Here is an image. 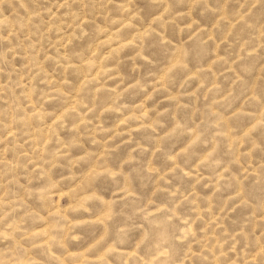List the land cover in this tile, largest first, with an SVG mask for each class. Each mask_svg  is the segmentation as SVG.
<instances>
[{
  "label": "rangeland",
  "instance_id": "rangeland-1",
  "mask_svg": "<svg viewBox=\"0 0 264 264\" xmlns=\"http://www.w3.org/2000/svg\"><path fill=\"white\" fill-rule=\"evenodd\" d=\"M0 264H264V0H0Z\"/></svg>",
  "mask_w": 264,
  "mask_h": 264
}]
</instances>
